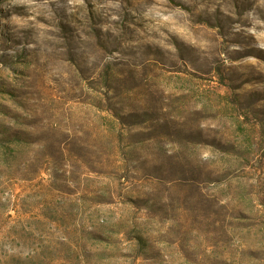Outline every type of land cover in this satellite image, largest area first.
I'll return each instance as SVG.
<instances>
[{
  "label": "rangeland",
  "instance_id": "obj_1",
  "mask_svg": "<svg viewBox=\"0 0 264 264\" xmlns=\"http://www.w3.org/2000/svg\"><path fill=\"white\" fill-rule=\"evenodd\" d=\"M0 264H264V0H0Z\"/></svg>",
  "mask_w": 264,
  "mask_h": 264
}]
</instances>
